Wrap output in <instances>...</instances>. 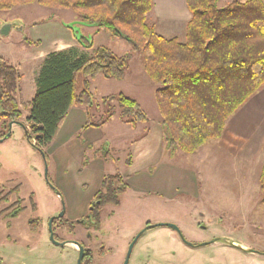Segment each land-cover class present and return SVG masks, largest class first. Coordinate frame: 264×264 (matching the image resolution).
Listing matches in <instances>:
<instances>
[{
	"label": "rangeland",
	"instance_id": "rangeland-1",
	"mask_svg": "<svg viewBox=\"0 0 264 264\" xmlns=\"http://www.w3.org/2000/svg\"><path fill=\"white\" fill-rule=\"evenodd\" d=\"M232 1L219 0L218 6L224 7ZM49 20L61 25L79 22L70 10L49 9L36 3L0 11V56L9 65H16L22 51L31 47V25H44ZM42 25L38 32L44 31ZM4 27L9 30L2 35ZM79 28L85 38L90 35L92 44L81 48L83 55L90 58L103 47L116 56L129 55L128 64L121 81L98 76L90 87L93 104L86 109V114L88 122L99 125L93 126L96 130L88 134L78 131L57 152L68 150L73 154L79 145L82 169L91 166V174L102 172L103 176L124 173L125 161L135 140L146 128L160 126L156 86L148 78L140 54L133 52L123 38L112 37L105 30L96 31L94 26ZM45 42L43 39L42 48ZM32 67L31 63L21 70L25 75L23 86H29L33 79ZM81 86L82 76L77 74V88ZM258 93L225 120L220 138L209 140L195 153L186 155L178 149L167 151L163 143L159 163L143 172L148 178H138L139 184L131 182V187L128 185L120 195L118 205L100 206L97 210L99 225L86 218L91 208L89 202L94 201L97 190L70 189L67 194L65 187L69 180L56 171L51 150L45 147L43 158L27 142L22 127L12 124L9 129V122L0 121V136L9 131L7 138H0L1 225L4 224L14 238L13 224L10 225L13 219L16 218V222L25 217L37 220L36 231H39L41 223L47 225L50 218L64 211L58 224L63 222L66 229L54 225L55 235L66 240L77 238L90 249L91 256L83 258L81 264H264V205L258 188L264 150V124L260 123L264 99H259ZM119 94L137 101L147 120L134 126L121 122L117 100L103 102L106 97ZM25 97L17 95L19 99ZM254 104L257 114L252 115L250 109ZM109 112L112 115L108 118ZM21 120L26 119L21 117ZM224 134L225 139L232 137L229 144L223 140ZM258 142L259 151L253 152L247 161L240 160L236 150L239 145L246 143L248 152ZM105 149L109 152L107 162L101 155ZM163 167H169L171 173L157 176V170ZM88 185L91 188L92 181ZM163 189L168 193H160ZM18 200H21L19 204L11 206ZM23 205L27 207L17 212L13 210ZM4 207L5 210H1ZM67 222L73 223V227L69 228ZM166 225L176 226L187 241L199 245L184 244L177 231ZM145 228L148 229L142 232ZM15 232L18 238H29L24 231ZM223 238L232 240L235 246L225 244L220 240ZM242 248L254 252L248 253Z\"/></svg>",
	"mask_w": 264,
	"mask_h": 264
},
{
	"label": "trees",
	"instance_id": "trees-1",
	"mask_svg": "<svg viewBox=\"0 0 264 264\" xmlns=\"http://www.w3.org/2000/svg\"><path fill=\"white\" fill-rule=\"evenodd\" d=\"M218 2L186 0L191 17L183 43L155 32L148 21L152 0H0V11L34 3L49 9L70 10L79 21L96 27L97 31L105 30L112 37L123 38L133 52L140 54L145 72L156 86L159 125L166 150L178 149L191 155L209 140L220 138L225 120L264 85L263 0H233L224 7H219ZM77 42L84 47L92 45L84 37ZM128 58L129 55H113L103 47L90 58L75 48L51 52L38 71L36 94L31 101L18 102L21 74L0 56V121L17 122L21 116L19 108L28 110L26 122L22 123L26 140L46 156L44 148L58 133L68 110L73 106L88 110L92 106L91 81L98 76L121 81ZM77 74L82 76L80 89ZM111 99L117 100L121 122L134 126L147 120L134 99L119 94L108 96L103 102ZM111 115L109 112L107 117ZM89 126L99 125L87 121L82 129ZM6 134L2 133L0 138ZM101 155L104 161H109L107 149ZM125 164H130V155ZM47 181L52 184L48 178ZM127 188L119 173L105 175L86 218L99 225L100 206L118 205ZM258 188L264 205V150ZM15 207L16 212L23 208ZM60 221L54 218L52 222L55 240L58 237L54 225ZM62 223L57 227H63ZM67 223L69 228L73 227V223ZM169 227L177 231L184 244L199 245L187 241L176 226ZM86 256H91L89 249L84 251L83 258Z\"/></svg>",
	"mask_w": 264,
	"mask_h": 264
},
{
	"label": "crops",
	"instance_id": "crops-1",
	"mask_svg": "<svg viewBox=\"0 0 264 264\" xmlns=\"http://www.w3.org/2000/svg\"><path fill=\"white\" fill-rule=\"evenodd\" d=\"M152 1L153 8L148 14V21L151 25L154 26L155 32L165 39H177L181 43L185 42L186 24L191 17L190 12L187 9L186 0ZM41 25L39 23H34L31 25V37H29V40L32 42H30L31 47L25 48L22 51L19 59L17 60L16 65H12L16 67L21 74V78L18 82V92L16 94V100L18 102L31 101L36 94L35 80L37 78L41 63L47 54L69 48H75L79 52H81V48L84 47L79 45L77 39H75L70 29L65 27V25H61L56 20H49L44 22V25H42L44 31L38 32ZM43 39L46 42L45 46L42 48ZM36 41L39 43V45L33 44L36 43ZM31 63L33 64V79L32 81H30L29 86H23L22 80L25 75L21 73V70ZM94 80L91 81L90 87L92 86ZM262 87L258 90V94H260L259 99H264V85ZM18 94L21 97H26L24 99H19L17 98ZM255 109L257 110L256 105L253 106L252 109H250L252 115L257 114ZM19 110L21 113L19 122L25 123L26 120L22 121L21 117L26 119L29 115V112L28 110H24L22 108H19ZM261 116L262 118L260 120V123L264 124V112ZM86 122L87 114L85 108L80 106L71 107L68 110L58 133L46 146V148L50 149L53 153V160L58 174H62L64 178H67V180H69L68 184H66L67 186L65 187V191L67 194L69 193L70 189L83 190L84 188H86V192L90 190L94 191V189L98 191L100 188L99 185L101 184V181L104 177L102 172H96L94 173V175L91 174V166H85L83 169L81 168V149L79 145L77 146V149L73 154H71L68 150L57 152V150L65 145V143L74 138L78 131H83L84 133L88 134L89 132H93V130H96V128L93 126L82 129ZM223 140H225V142L229 144V142L232 141V137L227 136L225 139L224 134ZM162 145V133L161 128L158 125L150 129L146 128L144 133L135 140L134 145L132 146L129 153L130 164L125 165L126 171L124 173H119L125 180L127 186L129 185V187H131V182L133 183V181L136 184H139L138 178L140 177L148 178V175H143V172L150 166L154 167L159 163L160 158L162 157V153H160ZM246 146V143H244L242 144V146L239 145V147L236 149L240 160L242 161L249 160L250 158H252L253 152H255L256 150L259 151V142L257 146H254L253 149L248 150V152L245 151ZM171 171L172 170L169 167H163L162 169L157 170L156 175L160 176L165 174L166 176H168ZM84 172L86 173L84 174ZM89 174L93 176L92 179L89 178ZM88 178L90 179V183L92 181L91 188L88 185ZM160 191V193H168V190L163 189ZM21 207H23L22 209H24L27 206L23 205ZM5 208L6 207L1 210H5ZM15 217L16 216H14L13 218ZM37 223L38 222L31 223L30 217L22 218L17 222L16 218L13 219L10 225L13 224L12 230L14 233V238H11V234H9V232L6 230L5 225H1L2 223L0 222V264H76L78 259L77 246L73 243H65L63 245L52 243L49 239L48 225L45 224L44 226L41 223V227H39L40 230L36 231L38 227ZM60 229L65 231L66 228L64 227ZM15 231H24L29 235V238H18L16 237ZM73 233L76 234L75 232ZM62 240L80 242V240H78L77 238ZM57 241L60 242L61 239L58 238ZM83 247L85 246L83 245Z\"/></svg>",
	"mask_w": 264,
	"mask_h": 264
},
{
	"label": "water",
	"instance_id": "water-1",
	"mask_svg": "<svg viewBox=\"0 0 264 264\" xmlns=\"http://www.w3.org/2000/svg\"><path fill=\"white\" fill-rule=\"evenodd\" d=\"M79 25L92 26V25L85 24V23H83V22H81V21L65 24V27H67L68 29H70V30L72 31V33H73L75 39H77V41H78V40H81V37H84V36L80 33ZM8 30H9V27H4V28L2 29V31H1V34H2V35L7 34V33H8ZM85 39L87 40L88 45H91L90 35H88V37H86ZM13 123H14V124H17V125L20 126V127H22V123L19 122V121H17V122H13ZM10 126H11V123H10L9 127H10ZM8 136H9V133H7V134L5 135L4 138H7ZM4 138H3V139H4ZM42 157L45 158L44 154H42ZM45 179H46V181H47V177H46V175H45ZM47 182H48V181H47ZM48 184H50V183H48ZM50 185H51V184H50ZM54 189H55V188H54ZM54 192H55L56 194H58V192H57L56 190H54ZM63 213H64V211H62V212L60 213L59 216H57V217H53V218H50V219H49L48 224H47V225H48V232H49V239H50V241H52L54 244H61V245L65 244V243H73V244H75V245L77 246V248H78V259H77V263H76V264H81V261H82V259H83V255H84V251L86 250L82 245H80V244H79L78 242H76V241H64V242L60 243V242H58L57 240L54 239L53 230H52V222H53V219H54V218H60V217H62V216H63ZM169 226H173V225H169ZM174 228H175V227H174ZM145 230H147V229L145 228L142 232H144ZM220 240L223 241L225 244H227V245H229V246H235L234 242H233L232 240H230V239L223 238V239H220ZM214 241H217V240H214ZM130 247H131V246H130ZM242 250H244V251H246V252H248V253H253V252H254V251L251 250V249H243V248H242ZM123 264H127V262H124Z\"/></svg>",
	"mask_w": 264,
	"mask_h": 264
},
{
	"label": "flooded vegetation",
	"instance_id": "flooded-vegetation-1",
	"mask_svg": "<svg viewBox=\"0 0 264 264\" xmlns=\"http://www.w3.org/2000/svg\"><path fill=\"white\" fill-rule=\"evenodd\" d=\"M10 123H11V125L12 124H14L13 122H9V125H10ZM9 129H10V127H9ZM9 133V132H8ZM3 139V138H2ZM91 207V206H90ZM91 209V208H90ZM87 217H88V214H87ZM89 218V217H88ZM85 248V247H84ZM86 249V248H85ZM87 250V249H86Z\"/></svg>",
	"mask_w": 264,
	"mask_h": 264
}]
</instances>
